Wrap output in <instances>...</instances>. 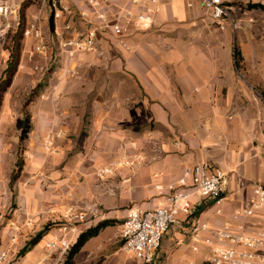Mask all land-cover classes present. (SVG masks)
Wrapping results in <instances>:
<instances>
[{"label":"crops","instance_id":"1","mask_svg":"<svg viewBox=\"0 0 264 264\" xmlns=\"http://www.w3.org/2000/svg\"><path fill=\"white\" fill-rule=\"evenodd\" d=\"M10 1L18 5L19 19L23 7L24 27H38L48 44L41 55L34 51L31 36L22 38L19 65L0 106V252L6 253L0 264H61V256L50 257L43 250L58 228L21 250L70 205L85 211V220L73 224L69 233L72 244L86 229L111 221L75 258L81 254L85 261L97 256L102 264H131V259L140 264L134 254L121 250L119 229L126 210L164 204L155 185L175 182L183 166L204 161L229 178L224 215L212 216L204 204L194 215L201 214L212 225L239 223L232 211L248 204L255 184H264V0H233L235 29L227 19L223 29L211 22L199 0H159L152 26L132 29L122 37L113 36L105 23L124 10L137 11L130 0H62L70 13L57 18L50 0ZM69 20L77 32L96 29V52L67 56L58 50L54 32ZM6 51L9 55L0 48V63ZM53 57L61 65L53 72L58 79L52 77L50 88L66 89L68 82L62 77L74 73L81 89L117 80L123 89L133 81L140 92L139 98L122 102L115 92L110 95L107 120L121 126L107 131L95 160L85 155L90 158L52 164L63 156L52 157L41 143L51 126H61L60 116L37 97L28 101V93ZM5 67L6 63L0 65V76ZM100 74L105 78L99 79ZM66 100L65 92L61 102ZM23 112L29 113V121ZM23 121L30 131L22 145V169L10 187ZM132 137L137 140L130 141ZM133 143L138 148L133 149ZM137 153L141 156L133 166L120 164L122 157ZM110 165L115 167L112 174L96 176ZM37 213V227L28 226V218ZM178 218L163 235L157 252L160 263L203 264L210 250L204 245L198 252L191 249L187 232L192 216ZM255 219L250 221L259 220Z\"/></svg>","mask_w":264,"mask_h":264},{"label":"built area","instance_id":"2","mask_svg":"<svg viewBox=\"0 0 264 264\" xmlns=\"http://www.w3.org/2000/svg\"><path fill=\"white\" fill-rule=\"evenodd\" d=\"M137 11L124 10L119 16L106 21L111 34L116 37L128 35L132 29L145 30L152 26L154 15L158 11L159 0H130ZM202 8L220 29L225 27L224 20H229L233 29V0H199ZM52 15L57 18L61 14H69L70 8L62 0H50ZM18 5L10 0H0V38L13 28L12 20L19 24V16L11 15L17 11ZM105 20L106 18L103 17ZM74 32V33H73ZM57 46L67 56L75 52H96L98 50L97 31L88 28L77 32L72 23L67 21L63 30L55 31ZM24 36L34 39V51L43 54L48 41L42 31L35 25L25 27ZM132 148H138L135 143ZM140 154L122 157L120 164L131 167L140 158ZM114 166H105L96 172L98 178L114 172ZM229 184L227 174L210 162L204 161L183 166L177 180L172 183L158 184L155 188L164 197V204L153 209L129 207L120 224L119 237L121 249L134 254L140 264H161L157 252L164 233L179 223L180 214L190 217L196 205H206L212 216H223V205L226 202V190ZM207 209V210H208ZM232 217L240 220L232 225L225 220L212 225L201 214L191 218L187 235L191 241V249L198 252L200 245L209 248V256L203 264H264V184H255L252 188L248 204L232 211ZM63 222L45 244L47 253L66 252L71 243L69 233L73 224L85 220V211L68 206L62 215ZM258 218V221H250ZM180 239L179 242H183ZM5 252H0V260Z\"/></svg>","mask_w":264,"mask_h":264},{"label":"rangeland","instance_id":"3","mask_svg":"<svg viewBox=\"0 0 264 264\" xmlns=\"http://www.w3.org/2000/svg\"><path fill=\"white\" fill-rule=\"evenodd\" d=\"M13 14L17 15V12H14ZM12 25L14 27L9 29L8 32L5 33L3 37L0 38V48L3 47L8 50L11 47L12 37L15 34L19 24L16 26V21L12 20ZM57 48L60 51V48L58 46ZM7 56H8V52L6 51L4 55L1 57V60L3 61L2 63H0L1 66L5 65ZM60 65L61 64L59 63V61L54 59V57L49 62L47 63L45 62L42 72H40V74H38L36 78L37 80H36V84L34 85V88L31 89L28 93V98L31 97V100H33L35 99V97H37L41 101L48 103L51 107L52 112L54 111L60 116L59 118H60L61 126L58 128L51 126L46 131L41 143L42 145H44V147L50 150V154L52 157L57 156L59 154L63 156L62 158L60 157V160L59 159L56 160V162L52 161V164L57 163L59 165L62 162H66L68 159L74 161L76 158L80 159L81 157L87 159L90 158V157H86L85 155L92 156V158L89 159L90 161H92L91 159L95 160V158L98 155H100V152H98L100 151L99 148L102 145L106 144L105 140L107 139V131L114 132V130L118 129L121 126V123L119 121L116 120L113 121L109 119L110 121L108 122L107 120V114L109 112V110L107 109V104L108 101L111 100L110 95H112V93L115 92V96L121 98L119 100L122 102L124 98H128V97L131 100L133 99L135 100L136 98H139L140 92L133 81H130L129 83L128 82L125 83L124 85L125 89H123V86L119 85L117 80L113 81L112 83H109V85H108L109 82L108 80L107 83H103L102 87H98V88L97 87L92 88L89 84H87L85 85L86 88L81 89L80 85H78L75 82L76 81L75 79L77 78L74 73H69L67 75L68 77L66 78L65 76L62 77L63 80L68 82V87L66 89L57 90L55 87L50 88V82H52V77H54L55 75L53 74V72L55 68ZM104 75L105 74L102 75L100 74L99 79L100 77L101 79H104L105 78ZM54 79L57 80L58 77H54ZM64 91L67 94V100L66 102H61L63 95H65ZM123 95H127V96L123 97ZM46 107L48 108L47 110H50V107L48 106ZM63 109L65 110L66 113L65 116L62 115L64 111ZM58 110H60V113L57 112ZM97 112L99 113V120L94 121V116ZM105 113L106 115H104ZM22 114H23V119L25 121L30 120L29 113L23 112ZM103 117H105V121L103 120ZM25 121H23L21 128L20 143H19L20 151L18 152L20 155L18 156V158H20L21 160L24 159L23 156L25 155L23 149L24 146L22 145L25 144V141L27 139V133H29L30 131V124H26ZM129 140L135 142L137 139L132 137ZM96 152H98V154ZM65 210L59 214V218L57 220L47 221L42 226L40 231L41 232L45 231L44 233H47V231L52 228L57 229L59 225H61L63 222L62 215L65 212ZM37 215L38 213L33 216H30V218H28L27 220L28 223L26 224L28 226L33 225L37 227V218H38ZM40 231L36 232L35 236ZM53 235L54 233L51 235V237ZM35 236L32 237L31 240L35 238ZM71 246L72 244L70 245V247ZM120 246H121V240H120ZM43 250L45 254L50 257L56 256L58 258L59 256H61V260H62L61 264L65 260V257L68 252L67 250L62 254H60V252H50L49 254L44 249V246H43ZM122 251L125 252L124 250ZM83 258L84 256L81 254L77 255L76 258L73 257V264H102L101 262H99L100 259L98 260L97 256H94L93 259L89 261H85ZM130 262L131 264H134L135 259H131Z\"/></svg>","mask_w":264,"mask_h":264},{"label":"trees","instance_id":"4","mask_svg":"<svg viewBox=\"0 0 264 264\" xmlns=\"http://www.w3.org/2000/svg\"><path fill=\"white\" fill-rule=\"evenodd\" d=\"M21 15H20V19H19V26L15 32V34L12 37V45L11 47L8 49L9 51V55H8V59L6 62V67L3 70L1 76H0V106L2 104V100H3V96L5 91L7 90V88L10 86L12 78L14 76V74L17 71L18 65H19V61H20V55H21V48H22V38H23V29H24V22H23V7L21 9ZM31 100V97L28 99V101ZM22 165H23V161L18 158L15 164V168L13 169L12 173H11V177H10V182H9V186L12 187L15 180L17 179V177L20 174V171L22 169ZM209 204V203H208ZM206 204V205H208ZM205 205V204H204ZM201 205H196L195 206V211H193V213L190 215L194 216V214L198 213L201 210ZM111 224V221L106 220V221H102L100 223H98L95 226H92L88 229H86L85 231L81 232L79 234V236L77 237L76 241L72 244V246L70 247V249L67 252V255L65 257V260L63 261L62 264H73V257L74 255L79 251V249L84 245V243L90 239L91 237L95 236L98 234V232L104 228L105 226ZM45 232V231H44ZM44 232H39L35 238H33L32 240H30L29 243H27L23 249L21 250V252H23L24 250H26L28 248V246L30 244L35 243L36 241H38L41 236L44 234ZM20 252V253H21Z\"/></svg>","mask_w":264,"mask_h":264}]
</instances>
